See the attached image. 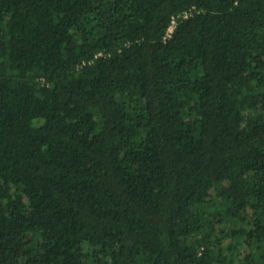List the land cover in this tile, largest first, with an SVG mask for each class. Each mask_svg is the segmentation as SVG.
Listing matches in <instances>:
<instances>
[{
    "label": "trees",
    "instance_id": "obj_1",
    "mask_svg": "<svg viewBox=\"0 0 264 264\" xmlns=\"http://www.w3.org/2000/svg\"><path fill=\"white\" fill-rule=\"evenodd\" d=\"M0 264H264V0H0Z\"/></svg>",
    "mask_w": 264,
    "mask_h": 264
},
{
    "label": "built area",
    "instance_id": "obj_2",
    "mask_svg": "<svg viewBox=\"0 0 264 264\" xmlns=\"http://www.w3.org/2000/svg\"><path fill=\"white\" fill-rule=\"evenodd\" d=\"M175 25H176V23L174 22V25L170 28V30H169V35L174 31V29L173 28H175Z\"/></svg>",
    "mask_w": 264,
    "mask_h": 264
},
{
    "label": "rangeland",
    "instance_id": "obj_3",
    "mask_svg": "<svg viewBox=\"0 0 264 264\" xmlns=\"http://www.w3.org/2000/svg\"><path fill=\"white\" fill-rule=\"evenodd\" d=\"M174 29V28H173Z\"/></svg>",
    "mask_w": 264,
    "mask_h": 264
}]
</instances>
